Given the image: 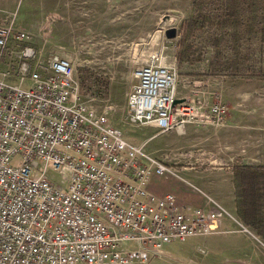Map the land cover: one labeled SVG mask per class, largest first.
I'll use <instances>...</instances> for the list:
<instances>
[{
	"label": "built area",
	"instance_id": "2783aa9c",
	"mask_svg": "<svg viewBox=\"0 0 264 264\" xmlns=\"http://www.w3.org/2000/svg\"><path fill=\"white\" fill-rule=\"evenodd\" d=\"M16 17H0V264H149L168 244L223 233L227 211L210 195L196 206L151 191L155 178H178L202 193L170 162L129 144L111 107L83 101L72 62L35 47ZM135 78L125 111L132 125L158 134L225 125L222 101L177 99V66L163 58L152 56Z\"/></svg>",
	"mask_w": 264,
	"mask_h": 264
},
{
	"label": "rangeland",
	"instance_id": "374dc122",
	"mask_svg": "<svg viewBox=\"0 0 264 264\" xmlns=\"http://www.w3.org/2000/svg\"><path fill=\"white\" fill-rule=\"evenodd\" d=\"M199 10L206 18L193 26ZM14 13L35 47L72 62L82 100L92 99L99 111L111 107L110 122L129 144L170 162L186 179L185 167L196 163L182 164L189 154L213 162L199 160L208 168L199 176L210 185L188 178L202 193L178 178H160L153 187L196 206L204 193L227 211L223 233L171 243L179 257L169 264H264V178L238 170L264 166V0H0V17ZM171 28L177 35L169 39ZM155 55L177 66L178 100L227 105L224 126H188L193 139L175 128L144 143L158 131L132 125L125 111L136 70ZM19 165L14 158L11 166ZM49 175L60 183L56 171Z\"/></svg>",
	"mask_w": 264,
	"mask_h": 264
},
{
	"label": "crops",
	"instance_id": "0c3cea01",
	"mask_svg": "<svg viewBox=\"0 0 264 264\" xmlns=\"http://www.w3.org/2000/svg\"><path fill=\"white\" fill-rule=\"evenodd\" d=\"M188 126H194V125H188ZM188 126H186L185 127V129L183 130V133L182 134H180V132L178 133L179 135H181V136H184V135H186L187 133L189 134V137L191 138V139H193V138H196L195 136H194V131L192 130V129H189V131H187V127ZM150 127H152V128H154V129H156L157 131H158V129L156 128V127H154V126H150ZM160 135H162V134H158V133H156V135H154V136H152V137H150V138H147L146 140H145V142L144 143H148L149 141H151L152 139H154V138H156V137H158V136H160ZM187 139V138H186ZM205 156V155H204ZM203 156H200V155H198V156H195L194 158H195V167H196V169H194V170H186L185 169V171H184V173L188 176V178H189V176L190 177H193V178H196L195 180H198V181H200V183L201 184H203V185H210V182L209 181H206L205 179H203V178H201L200 176H199V173H200V170H201V172H203L204 170H207L208 168L206 167V168H204V165H202V163H201V165L199 164V160H202L201 158H202ZM194 158H189V159H185V160H182V164H184V163H187L189 160L190 161H192V160H194ZM198 159V160H197ZM264 159V155L261 157V161ZM203 160H205V161H207L208 159H203ZM257 160V159H256ZM258 161V160H257ZM189 165V164H188ZM188 165H187V167H188ZM209 167L210 166H212V165H208ZM187 167H185V168H187ZM187 178V179H188ZM189 180V179H188ZM158 181H160V179L159 178H155V179H153L152 180V182H151V184H150V189H151V191H155L154 189H153V187H154V185L158 182ZM234 185V184H233ZM208 188H209V190H211V189H213V187H209L208 186ZM158 194H160V193H158ZM257 239V238H256ZM183 242V241H182ZM169 245L170 244H168V245H166L165 246V248H164V250H165V252H166V256L165 257H156V258H154V259H152L151 260V262L149 263V264H169V262H171V259H173V257L174 256H176V257H179L176 253H174L172 250H170L168 247H169ZM187 249H191V248H183V250L182 251H184V252H188L189 250H187ZM229 249H232V247H230ZM193 250H194V248H193ZM195 250H196V247H195ZM169 260V261H168ZM164 261V262H163ZM163 262V263H162ZM172 263V262H171Z\"/></svg>",
	"mask_w": 264,
	"mask_h": 264
},
{
	"label": "trees",
	"instance_id": "16d2710c",
	"mask_svg": "<svg viewBox=\"0 0 264 264\" xmlns=\"http://www.w3.org/2000/svg\"><path fill=\"white\" fill-rule=\"evenodd\" d=\"M222 1V0H220ZM203 18H206V15L202 13V11H198L196 14V21H192L193 26H198V20H201ZM238 170L243 171V176H249V177H263L264 178V166H249V165H244L242 167H239ZM242 173V172H241ZM241 175V174H240ZM238 176V174H237Z\"/></svg>",
	"mask_w": 264,
	"mask_h": 264
},
{
	"label": "water",
	"instance_id": "95a60500",
	"mask_svg": "<svg viewBox=\"0 0 264 264\" xmlns=\"http://www.w3.org/2000/svg\"><path fill=\"white\" fill-rule=\"evenodd\" d=\"M166 35H167V37H168L169 39H171V38H175L176 35H177V30H176L175 28L168 29V30L166 31Z\"/></svg>",
	"mask_w": 264,
	"mask_h": 264
},
{
	"label": "bare ground",
	"instance_id": "6f19581e",
	"mask_svg": "<svg viewBox=\"0 0 264 264\" xmlns=\"http://www.w3.org/2000/svg\"><path fill=\"white\" fill-rule=\"evenodd\" d=\"M245 231H247V229H244Z\"/></svg>",
	"mask_w": 264,
	"mask_h": 264
}]
</instances>
